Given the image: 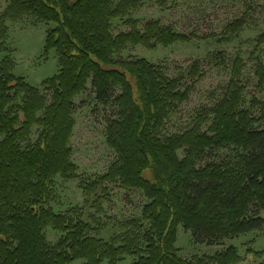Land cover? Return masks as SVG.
<instances>
[{
  "label": "trees",
  "instance_id": "1",
  "mask_svg": "<svg viewBox=\"0 0 264 264\" xmlns=\"http://www.w3.org/2000/svg\"><path fill=\"white\" fill-rule=\"evenodd\" d=\"M7 2L0 15V264H239L233 246L189 260L178 257L175 246L179 227L207 246L264 235V102L246 106L245 59L234 61L221 101L197 110L190 128L170 133L167 124L189 101L193 85L146 59L119 56L129 48L155 51L203 38L160 21L141 28L132 13L144 0ZM251 16L249 8L226 25L220 42L246 30ZM19 20L53 26L44 55L56 53L59 72L42 89L14 74L7 24ZM116 21L128 31L115 35ZM263 46L264 33L249 54L259 85ZM225 60L223 54L212 57L217 65ZM189 75L201 76L200 62ZM89 84L98 104L116 110L106 133L116 159L107 174L81 181L79 188L88 199L118 185L147 200L141 216L119 222L121 232L108 241L99 236L102 225L88 222L84 207L57 212L53 206L56 180L79 179L71 147L75 99ZM49 229L61 234L56 243L48 240Z\"/></svg>",
  "mask_w": 264,
  "mask_h": 264
},
{
  "label": "rangeland",
  "instance_id": "2",
  "mask_svg": "<svg viewBox=\"0 0 264 264\" xmlns=\"http://www.w3.org/2000/svg\"><path fill=\"white\" fill-rule=\"evenodd\" d=\"M7 7V0H0V15ZM249 8L252 11L249 27L231 41L220 42L225 26L241 19ZM132 18L141 23V28L149 21H160L163 26H171L178 33L196 34L203 38L190 44L159 47L155 51L142 47L129 48L119 56L126 61L146 59L163 66L170 77L182 76L185 83L193 85L189 101L181 105L168 122V132L177 133L190 128L197 110L211 108L225 97L232 66L238 57L246 61V106H250L254 99L264 102V83L259 85L256 62L249 59V54L255 49L256 39L264 33V0H144V7L133 12ZM113 26L115 35L128 31L122 22L116 21ZM7 27V45L12 52L14 74L42 89L43 82L59 72L56 53L44 55L46 35L53 26L19 20L9 22ZM219 54L226 56V60L217 65L212 57ZM259 55L264 63V46ZM196 62H200L201 76L191 79L189 73ZM115 114L116 110L112 106L98 104L91 84L85 93L75 99L76 126L71 147L79 179L58 178L54 185L56 201L53 206L56 211L66 212L84 207L88 222L102 225L99 236L107 241L121 232L119 222L138 218L147 204L142 193L122 190L118 185H107L106 195L105 192H98L94 198L88 199L79 188L81 181L90 182L107 174L116 159L115 153L107 146L106 136L107 127ZM36 138L37 134L34 133L33 139ZM180 157H183L182 152ZM60 236L50 229L47 231L51 243H56ZM232 246L241 256L239 264H264V255H257L264 252V235L257 232L207 246L198 244L191 232L179 227L175 249L178 257L189 260L195 256L211 257ZM123 264H132V260L127 259Z\"/></svg>",
  "mask_w": 264,
  "mask_h": 264
}]
</instances>
